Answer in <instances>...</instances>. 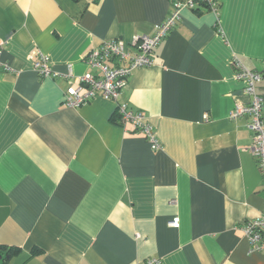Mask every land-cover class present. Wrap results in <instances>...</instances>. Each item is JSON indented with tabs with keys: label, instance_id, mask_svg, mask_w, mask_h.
I'll return each mask as SVG.
<instances>
[{
	"label": "crops",
	"instance_id": "crops-1",
	"mask_svg": "<svg viewBox=\"0 0 264 264\" xmlns=\"http://www.w3.org/2000/svg\"><path fill=\"white\" fill-rule=\"evenodd\" d=\"M219 2L183 10L116 102L71 108L88 53L153 35L172 0H0V264H264L241 231L264 215V176L249 116L230 117L249 101L233 59L264 68V0ZM42 56L60 77L37 74ZM256 92L264 121V77Z\"/></svg>",
	"mask_w": 264,
	"mask_h": 264
},
{
	"label": "built area",
	"instance_id": "built-area-1",
	"mask_svg": "<svg viewBox=\"0 0 264 264\" xmlns=\"http://www.w3.org/2000/svg\"><path fill=\"white\" fill-rule=\"evenodd\" d=\"M219 0H172V10L168 18L157 25L153 35H143L134 38L132 44L123 40H109L93 49L85 58L89 68L97 74L86 73L81 77L80 86L69 88L64 93V103L71 108H79L91 101L102 98L116 102L134 71L153 66V56L161 42L177 26L181 20L183 10L193 12L206 11L217 17L220 14ZM5 43L0 39V69L11 71L8 64L1 62ZM235 79L244 84V94L248 98L247 104H237L231 114L232 120L249 116V130L253 134L252 144L248 148L257 158L258 167L264 176V121L262 115V98L256 92V85L264 77L262 71H252L245 67L237 58L232 61ZM35 71L42 78H58L60 75L50 66L49 59L42 56L34 64ZM119 115L123 124L131 123L135 129L146 135L153 150L160 149L154 127L148 122L143 112H132L126 107H119ZM169 225L179 227V219H173ZM241 231L248 239L251 252L264 251V215L244 223ZM144 264H162L159 259L152 258Z\"/></svg>",
	"mask_w": 264,
	"mask_h": 264
}]
</instances>
